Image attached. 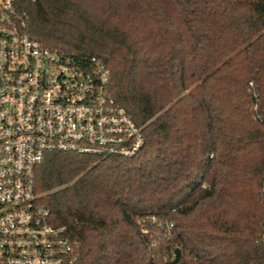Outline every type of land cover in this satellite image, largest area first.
<instances>
[{"label":"trees","instance_id":"16d2710c","mask_svg":"<svg viewBox=\"0 0 264 264\" xmlns=\"http://www.w3.org/2000/svg\"><path fill=\"white\" fill-rule=\"evenodd\" d=\"M52 47L95 54L142 126L129 157L47 151L35 168L75 264H264V0H18ZM147 213L172 220L154 245ZM180 254L173 261L172 251Z\"/></svg>","mask_w":264,"mask_h":264},{"label":"built area","instance_id":"2783aa9c","mask_svg":"<svg viewBox=\"0 0 264 264\" xmlns=\"http://www.w3.org/2000/svg\"><path fill=\"white\" fill-rule=\"evenodd\" d=\"M17 2L0 0V264H75L79 243L39 200L36 166L51 150L129 157L144 135L111 94L106 63L45 44ZM247 90L264 122V88L249 80ZM143 222L151 245L171 235L172 220Z\"/></svg>","mask_w":264,"mask_h":264},{"label":"water","instance_id":"95a60500","mask_svg":"<svg viewBox=\"0 0 264 264\" xmlns=\"http://www.w3.org/2000/svg\"><path fill=\"white\" fill-rule=\"evenodd\" d=\"M179 254H180V249L179 247H175L174 248V257H173V261L176 262L179 258Z\"/></svg>","mask_w":264,"mask_h":264}]
</instances>
